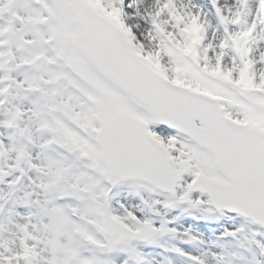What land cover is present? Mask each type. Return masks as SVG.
Instances as JSON below:
<instances>
[{"label":"snow or ice","instance_id":"6c2138e0","mask_svg":"<svg viewBox=\"0 0 264 264\" xmlns=\"http://www.w3.org/2000/svg\"><path fill=\"white\" fill-rule=\"evenodd\" d=\"M0 264H264V0H0Z\"/></svg>","mask_w":264,"mask_h":264}]
</instances>
